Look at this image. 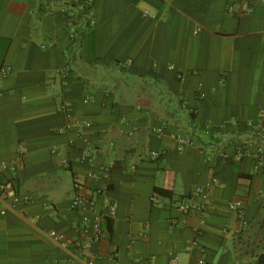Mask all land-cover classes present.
I'll list each match as a JSON object with an SVG mask.
<instances>
[{
    "label": "crops",
    "instance_id": "crops-1",
    "mask_svg": "<svg viewBox=\"0 0 264 264\" xmlns=\"http://www.w3.org/2000/svg\"><path fill=\"white\" fill-rule=\"evenodd\" d=\"M66 1L0 0V264H264V164L237 154L264 108V0H90L93 26Z\"/></svg>",
    "mask_w": 264,
    "mask_h": 264
},
{
    "label": "built area",
    "instance_id": "built-area-1",
    "mask_svg": "<svg viewBox=\"0 0 264 264\" xmlns=\"http://www.w3.org/2000/svg\"><path fill=\"white\" fill-rule=\"evenodd\" d=\"M68 4H70L72 7L75 8H81L85 18L86 22L90 25H95V21L92 18V10H91V1L90 0H67ZM63 3L64 5H67ZM230 10H232L235 13H253L255 11V8L253 5L249 4L247 0H231L229 5ZM85 11V12H84ZM149 13V11H145ZM71 26L75 28L76 24L74 25L71 23ZM71 37H75V31L71 30ZM87 101V100H86ZM225 124H232V125H238L239 121L232 120L227 121ZM76 125L78 126H90L91 124L89 122H82V121H76ZM246 125L250 129V133L244 137L241 138V146L237 149V154L239 156H244L249 154L250 149L252 147H256L257 151L255 152V158L257 160V163L259 165L264 164V108H261L258 114V118L256 120H247ZM66 131V128H61L58 130L59 133H64ZM173 139L177 142V148L179 151H183L185 148L189 146H197L196 141L188 136H184L182 134H174ZM71 144H74V141H70ZM90 155V153H89ZM160 156V153L153 152V157L157 158ZM222 156L228 157V154L223 152ZM65 162V161H64ZM66 163V162H65ZM216 183V181H215ZM74 186L77 190H80L83 187V182L80 180H76L74 183ZM11 187L10 183L0 185V194H4L6 197L9 196L8 191ZM195 193L198 195H203V187L198 186L195 189ZM205 196H203L204 198ZM11 206L15 208L17 204L21 201L25 202L26 204L31 203L33 200V197L29 194H13L11 197ZM156 200V198H153ZM96 204L95 198L93 197H87L81 193H78L73 200V208L75 209H86L90 208L93 209ZM205 207V203H192L190 201L182 203L179 208L184 213H190L193 210H202ZM231 207L238 211L239 216L241 218H244L245 216V207L242 202H236L231 205ZM117 206L115 204L111 205L110 210L111 214H114L116 212ZM1 213H5V209H0ZM106 219V215L103 213L97 214L95 218L90 222L86 219L87 223L83 225L82 228H80L81 232V239H79L75 244L79 249L82 251H88L92 245L93 242L101 240L104 236V226L103 222ZM94 229V234H91V229ZM51 236L55 237L59 242H61L63 245H67L68 242L65 239L64 233H59L57 231H51ZM118 252H114L112 257L113 259H117ZM176 260L172 261L171 264H176ZM89 264H93L90 262ZM196 264H211L204 259H199Z\"/></svg>",
    "mask_w": 264,
    "mask_h": 264
},
{
    "label": "trees",
    "instance_id": "trees-1",
    "mask_svg": "<svg viewBox=\"0 0 264 264\" xmlns=\"http://www.w3.org/2000/svg\"><path fill=\"white\" fill-rule=\"evenodd\" d=\"M159 192H163V191H159ZM164 193V192H163Z\"/></svg>",
    "mask_w": 264,
    "mask_h": 264
}]
</instances>
